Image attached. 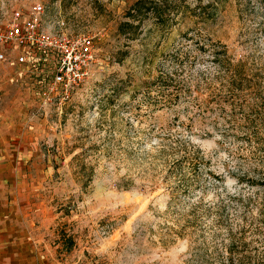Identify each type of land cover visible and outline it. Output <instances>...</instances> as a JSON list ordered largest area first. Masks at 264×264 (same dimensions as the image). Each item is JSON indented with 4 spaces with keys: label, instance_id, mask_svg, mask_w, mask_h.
Here are the masks:
<instances>
[{
    "label": "rangeland",
    "instance_id": "rangeland-1",
    "mask_svg": "<svg viewBox=\"0 0 264 264\" xmlns=\"http://www.w3.org/2000/svg\"><path fill=\"white\" fill-rule=\"evenodd\" d=\"M36 1L43 29L93 35L95 52L65 97L15 56L0 62V264H264L263 181L217 184L203 170L190 190L154 148L159 133H180L214 173L260 178L264 150L221 137L247 129L208 49L221 42L247 62L240 99L259 98L264 112V0H163L164 24L133 21L137 0H0V28ZM178 56L197 99L173 105L145 82L177 69Z\"/></svg>",
    "mask_w": 264,
    "mask_h": 264
},
{
    "label": "trees",
    "instance_id": "trees-1",
    "mask_svg": "<svg viewBox=\"0 0 264 264\" xmlns=\"http://www.w3.org/2000/svg\"><path fill=\"white\" fill-rule=\"evenodd\" d=\"M168 1V0H164ZM165 2L163 0H137L128 11V16L133 21L142 22L141 15H153L154 19L159 24H164L167 20V14L165 9ZM126 25L132 26L130 22H125L120 25V33H126ZM209 56L212 61L217 65L219 71L226 78V84L231 92L233 99L238 98V103H235L233 107V119L238 120V112H244V121L246 129L243 134H238L237 129L233 125L229 129H219L222 134L221 137L225 142L243 141V144L248 143L251 147H256L257 150H252V153H257L258 150H264V112L258 111L259 98L253 101H249L246 93L242 98L241 93L245 91V86H249L252 79L248 76V65L244 60H235L228 51L225 44L221 42L212 43L209 46ZM178 67L172 72L162 71L159 76L155 79L154 84L152 82H145L147 87L155 86L158 95L166 97L173 105L181 103L185 100H191L192 98L197 99L194 96V84L185 78L186 70L182 68L183 61L180 56L177 57ZM197 87V86H195ZM159 96H156V102L161 103ZM216 99V98H215ZM206 102L203 101V104ZM202 104V105H203ZM264 105V100L261 103ZM256 110V112H254ZM233 122V121H232ZM177 138L173 140L174 134L172 133H159L161 141L155 144V149H159V152L174 157L173 167H175V177L181 183L185 184L188 189L196 190V188L203 186L202 171L208 170L209 174L212 175L211 179L214 183L223 184L227 175L235 176L236 181L240 185H246L250 188H254L259 184V181L264 183V166L257 170L259 179L252 174H241L239 170L230 169L228 173H214L210 169L208 164L211 158L207 155L206 151L195 142L192 138L183 136L177 133ZM233 138V139H232ZM172 140V141H171ZM175 141L174 143H172ZM224 148V146H223ZM230 149V148H229ZM243 149V148H242ZM240 150V149H239ZM232 154V151L230 152ZM235 153L233 152L232 155ZM243 197H240V200ZM252 196H248L247 202H251ZM190 224L196 222V218L188 220ZM230 264H237L234 258H230Z\"/></svg>",
    "mask_w": 264,
    "mask_h": 264
},
{
    "label": "built area",
    "instance_id": "built-area-1",
    "mask_svg": "<svg viewBox=\"0 0 264 264\" xmlns=\"http://www.w3.org/2000/svg\"><path fill=\"white\" fill-rule=\"evenodd\" d=\"M44 12L45 6L39 1L29 10L12 12L7 25L0 28V62H9L10 56H15L17 66L31 70L39 82L48 85L47 92L56 90L60 96H69L88 74L95 36L45 30L39 18Z\"/></svg>",
    "mask_w": 264,
    "mask_h": 264
}]
</instances>
